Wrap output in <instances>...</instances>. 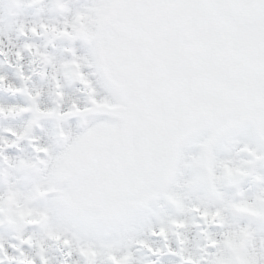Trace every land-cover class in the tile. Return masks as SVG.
<instances>
[{"label": "snow or ice", "instance_id": "obj_1", "mask_svg": "<svg viewBox=\"0 0 264 264\" xmlns=\"http://www.w3.org/2000/svg\"><path fill=\"white\" fill-rule=\"evenodd\" d=\"M8 5L0 35L26 38L0 40L20 80L0 90L25 102L0 103L20 121L0 127V264H264V0Z\"/></svg>", "mask_w": 264, "mask_h": 264}, {"label": "rangeland", "instance_id": "obj_2", "mask_svg": "<svg viewBox=\"0 0 264 264\" xmlns=\"http://www.w3.org/2000/svg\"><path fill=\"white\" fill-rule=\"evenodd\" d=\"M47 3H48V0H45L46 5H47ZM8 7H9L8 0H0V10L6 12ZM32 14H33V8H27L23 11L21 17H8V20L11 21L14 19H21L22 18L24 20L30 21L32 19L38 18L37 15H34V17H33ZM39 15L40 16H55V13L50 12L48 7L46 6L45 10L42 13H40ZM0 27H3V26L0 25ZM6 34H7V37L11 39V44H9L8 39H5V36H3V35H0V40H4L5 44L8 45V47H12V45L19 46L20 43L26 38L24 36H18V34L16 33L15 30L7 31ZM33 39H38V42H40L43 40V37H40V38L33 37ZM13 51H14V49H13ZM0 61H4L3 56H0ZM5 63H6V65H5ZM21 63L23 64V70L25 73L30 72V70L32 68H37V65L34 62H32V57L29 56L27 53H25L24 59H23V61H21ZM15 64H16L15 57L10 56L8 58L7 62L0 63V72L6 73L8 80L19 85L20 80L16 79L17 76L15 75L16 71H17L16 67L14 66ZM27 69H28V71H27ZM12 75H14V76H12ZM35 76H36V79H35ZM32 79H33V82H35L40 87H42L41 85L43 84L42 88H44L47 92L48 85H47V82L45 80L40 79V77L38 75H35V74H33ZM38 81H40V83ZM18 97H19L18 95L13 96L12 94L8 93L7 91L0 90V103H16V102L24 103L25 102L24 98L17 99ZM15 99H17V100H15ZM43 99L47 100L48 99L47 95H45L43 97ZM19 123H20L19 119L5 118V119H1L0 127H4V126H8V125H16ZM12 151L15 152V149H13ZM5 228H7V227L6 226H0V236H2L6 240H9V241L15 243V240H11L10 238H8V236L11 234V231L6 230ZM188 238H189V240H191L193 242H195L198 239L197 232H196V229L194 227L188 233ZM152 239L154 241H156L155 244L153 245V247L159 246L158 239L155 237H153ZM172 246L174 247L175 245L173 244ZM12 251H13L12 249H9V252H12ZM49 254L54 257V260H59L58 257H56V254L54 253L52 248H50ZM133 254H134V258H135L134 264H144V261H143L144 258L142 257V252H139L137 250V248H134ZM169 255H171V254H164V255H162V258H160V259L156 257L157 261L154 263L155 264H177L175 259L173 258V255H171V256H169Z\"/></svg>", "mask_w": 264, "mask_h": 264}]
</instances>
